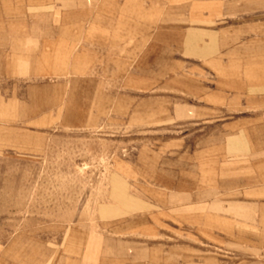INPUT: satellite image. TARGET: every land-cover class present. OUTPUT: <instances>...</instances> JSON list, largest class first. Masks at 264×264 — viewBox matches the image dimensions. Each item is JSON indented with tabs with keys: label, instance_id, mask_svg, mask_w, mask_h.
Wrapping results in <instances>:
<instances>
[{
	"label": "rangeland",
	"instance_id": "374dc122",
	"mask_svg": "<svg viewBox=\"0 0 264 264\" xmlns=\"http://www.w3.org/2000/svg\"><path fill=\"white\" fill-rule=\"evenodd\" d=\"M0 264H264V0H0Z\"/></svg>",
	"mask_w": 264,
	"mask_h": 264
},
{
	"label": "crops",
	"instance_id": "0c3cea01",
	"mask_svg": "<svg viewBox=\"0 0 264 264\" xmlns=\"http://www.w3.org/2000/svg\"><path fill=\"white\" fill-rule=\"evenodd\" d=\"M92 34H93V33H92ZM191 40H192V38L189 37L186 41H187V43H191ZM92 256H93V254H92ZM92 256H91V257H92Z\"/></svg>",
	"mask_w": 264,
	"mask_h": 264
}]
</instances>
